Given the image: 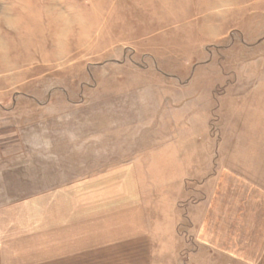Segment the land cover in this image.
<instances>
[{
	"label": "rangeland",
	"instance_id": "374dc122",
	"mask_svg": "<svg viewBox=\"0 0 264 264\" xmlns=\"http://www.w3.org/2000/svg\"><path fill=\"white\" fill-rule=\"evenodd\" d=\"M162 146L184 157L150 175L182 221L166 264H209L188 210L214 179L239 180L232 240L264 216V0H0V202Z\"/></svg>",
	"mask_w": 264,
	"mask_h": 264
},
{
	"label": "crops",
	"instance_id": "0c3cea01",
	"mask_svg": "<svg viewBox=\"0 0 264 264\" xmlns=\"http://www.w3.org/2000/svg\"><path fill=\"white\" fill-rule=\"evenodd\" d=\"M161 148L152 156L158 158L154 166L149 156L126 160L67 181L41 196L0 202V264L170 262L168 254L180 249L176 248V238L182 221L177 218L179 209L174 213L171 205L167 208L161 200H150L149 191L154 188L150 175L183 173L184 157L176 150ZM158 179L159 189L173 181L170 177ZM217 180L212 181L205 206L194 204L188 210L191 227H196L193 235L207 247V262L264 264V216L256 226L246 220L244 231L248 235L232 240L228 200L225 191L218 193V185L229 187L239 180L231 182L227 174ZM166 199L173 203L174 198ZM174 239L175 247L171 248L168 240ZM160 255H166L162 262Z\"/></svg>",
	"mask_w": 264,
	"mask_h": 264
}]
</instances>
